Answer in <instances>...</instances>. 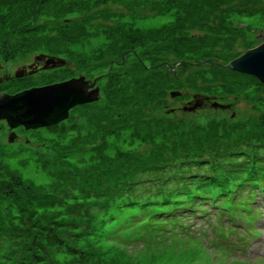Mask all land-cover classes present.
Wrapping results in <instances>:
<instances>
[{
    "label": "rangeland",
    "instance_id": "1",
    "mask_svg": "<svg viewBox=\"0 0 264 264\" xmlns=\"http://www.w3.org/2000/svg\"><path fill=\"white\" fill-rule=\"evenodd\" d=\"M31 2L0 0V94L82 76L100 98L46 128L0 121V264H170L157 240L104 224L187 185L228 181L248 199V180L264 184V84L210 64L264 41V0H39L22 15ZM49 58L64 64L44 68ZM197 94L208 101L184 112ZM209 264L264 260L227 251Z\"/></svg>",
    "mask_w": 264,
    "mask_h": 264
},
{
    "label": "water",
    "instance_id": "2",
    "mask_svg": "<svg viewBox=\"0 0 264 264\" xmlns=\"http://www.w3.org/2000/svg\"><path fill=\"white\" fill-rule=\"evenodd\" d=\"M42 58L39 56L36 60L40 61ZM57 63L64 64L61 60L56 62L49 58L45 62L44 68L54 67ZM222 67L255 77L264 84V41L258 46L246 50L242 55ZM24 72L21 70L16 74V78L21 77ZM169 95L171 98H176L180 97L181 93L171 91ZM99 98L96 79L90 82L82 76L77 79L31 88L14 95L2 93L0 94V121H4L11 131L18 127H23L25 130L46 128L66 120L73 108L97 102ZM204 101H208V98L195 96L193 104H187L182 110L193 112L201 108ZM216 106H218L217 103L212 104V107ZM12 140L13 138H10L9 141L12 142Z\"/></svg>",
    "mask_w": 264,
    "mask_h": 264
},
{
    "label": "trees",
    "instance_id": "3",
    "mask_svg": "<svg viewBox=\"0 0 264 264\" xmlns=\"http://www.w3.org/2000/svg\"><path fill=\"white\" fill-rule=\"evenodd\" d=\"M29 1H32L31 2L32 6L30 5L29 7L20 8V13L22 15L26 14V11L30 10V8L35 9V7H37L36 6L37 3L39 2V0H29ZM44 1L45 0H42V2H44ZM8 17H9V15H8ZM4 24H5V21L2 22L3 27L5 26ZM4 34H5V32L2 33V35H4ZM1 37H3V36H1ZM184 54H188V53L185 52ZM181 56L182 55L177 56L175 58V60H176V62H181V64H184L186 62V60H188V59L182 58ZM199 59H202V58H198L197 60H199ZM220 63H222V58L217 57L210 64H213V65L215 64L214 66H218V67L224 69V67H222L224 65H219ZM172 79H174V78L173 77L169 78L168 75L167 76L165 75L166 81H165L164 86L167 84L169 85L167 88H165V90L163 89L165 93L166 92L170 93L171 91H179L180 92L179 88L183 87L182 84L179 85L177 83V81H174L175 83L173 84ZM195 96L198 98L200 95L197 94V95H194V97ZM201 98H204V97L202 96ZM258 180L259 179L248 180V181H252V185H251V183H249L250 184L249 185L250 190L252 189V187H255L258 189V192L261 191L264 193V184H261ZM263 183H264V181H263ZM209 188H211V190H209ZM241 188H242V186H240L239 184H236L235 186H233L232 184H229L228 181H225V182L220 183V184H213V185H209V184L200 185V186L187 185V186H185V188L180 189L178 191L169 192V193L162 195V196L160 195L158 198L160 200L138 202L137 204H134V206H132L133 209L131 208V210L129 211L131 214L130 217H127L126 219L122 218V211H120L119 212L120 217L119 216H112L111 218L108 219V221L105 222L104 226L106 224H108L109 222L113 223V222H118V221H125L127 223V225L124 222L123 224H121L119 229H117L116 231L124 232L126 230L133 229L132 232L135 233V229H138V230H146V231H144V233L148 234L149 231H151L153 229V225L151 224L153 221L154 222H155V220L161 221V222L162 221L163 222L168 221L169 217L172 214L173 207L178 206L177 207L178 210L180 207V211H174V214L178 218H180V217H182L183 214H185L187 212V210H188L187 205H189V204H192V205L195 204L198 206L203 201L204 197L213 196V198H216L218 194L219 195L227 194L228 196H230L232 194L231 192L240 191ZM191 190L193 192H190ZM211 191H217V192H215L213 194H209V192H211ZM182 193L184 195L183 199H182L183 201L179 199L180 197H182V196H180ZM192 193L194 195L191 196ZM256 193L257 192H253L252 194H249L248 197L254 198V195ZM185 197H189V198L186 199Z\"/></svg>",
    "mask_w": 264,
    "mask_h": 264
},
{
    "label": "flooded vegetation",
    "instance_id": "4",
    "mask_svg": "<svg viewBox=\"0 0 264 264\" xmlns=\"http://www.w3.org/2000/svg\"><path fill=\"white\" fill-rule=\"evenodd\" d=\"M43 62H44V59L42 58L41 61H39L38 64H41V63L43 64ZM37 67H38V66H37ZM28 69H29V68H28ZM28 69H27V71L24 70V71H25L24 73L28 72ZM34 69H35V67H34V68H31V70H34ZM36 70H37V69H36ZM18 128H19V127H18Z\"/></svg>",
    "mask_w": 264,
    "mask_h": 264
}]
</instances>
